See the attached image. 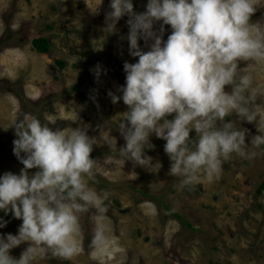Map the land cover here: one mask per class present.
Returning <instances> with one entry per match:
<instances>
[{"label":"rangeland","instance_id":"obj_1","mask_svg":"<svg viewBox=\"0 0 264 264\" xmlns=\"http://www.w3.org/2000/svg\"><path fill=\"white\" fill-rule=\"evenodd\" d=\"M99 4L100 0H88V6L85 0H0V175L19 174L23 168L13 154L16 137L10 126L28 113L42 123L55 120L50 126L63 130L89 126L88 135L97 138L91 153L96 164L94 177L86 180L98 193H109L106 213L93 208L78 214L77 255L63 259L48 253L33 264H264V146L255 149L252 160L233 155L218 180L204 179L183 189L178 187L181 177L168 175L166 141L154 134L150 139L155 148L145 151L154 163H162L159 173L120 156L118 148L125 140L115 122L127 106L122 99L113 104L108 91L122 96L117 89L125 84L123 64L138 58L128 54V42L121 39L129 30L128 17L118 22L116 33L105 34L110 0H103L93 14L89 9ZM133 4L135 11L143 12L147 0ZM252 22L264 26V6ZM170 31L166 26L165 40ZM37 37L50 42L48 53L33 48ZM98 64L107 71L97 80L92 70ZM243 72H253V87L260 90L250 105L259 122L264 120V68L250 62L241 65ZM226 120L250 130L248 143L258 134L254 123L235 115ZM190 135L195 138V131ZM0 216L8 221L0 233L16 234L22 221L2 211ZM98 231L101 239L93 243ZM27 246L25 242L10 254L19 258Z\"/></svg>","mask_w":264,"mask_h":264},{"label":"clouds","instance_id":"obj_2","mask_svg":"<svg viewBox=\"0 0 264 264\" xmlns=\"http://www.w3.org/2000/svg\"><path fill=\"white\" fill-rule=\"evenodd\" d=\"M102 2L89 10L97 14ZM261 6V0H147L146 10L137 12L133 0H110L102 30L116 33L127 16L129 30L121 39L128 42V54L138 58L123 64L125 84L117 89L122 96L108 91L113 104L122 99L127 106L115 122L125 140L118 148L124 161L159 173L162 163L145 151L155 148L154 134L166 141L168 175L181 177L183 189L218 180L233 155L256 158L255 149L264 146V120L257 121L250 105L260 90L253 87V72L242 74L241 65L264 68V26L252 22ZM166 26L171 31L165 40ZM92 71L98 80L107 70L98 64ZM232 115L255 124L258 134L250 143L249 129L226 120ZM55 123L23 113L10 126L16 137L13 154L23 168L0 175V211L22 223L16 234L0 233V264H33L48 253L71 259L78 254V214L108 210L109 193L88 185L97 138L88 135L89 126L63 130L50 126ZM7 223L0 216V228ZM100 239L98 231L93 243ZM25 242L19 258L13 257L10 251Z\"/></svg>","mask_w":264,"mask_h":264},{"label":"trees","instance_id":"obj_3","mask_svg":"<svg viewBox=\"0 0 264 264\" xmlns=\"http://www.w3.org/2000/svg\"><path fill=\"white\" fill-rule=\"evenodd\" d=\"M32 44H33V48L35 50H37L38 52H41V53H48L49 52L50 42L46 38L37 37V38L33 39ZM263 187H264V183L261 185V188H263Z\"/></svg>","mask_w":264,"mask_h":264}]
</instances>
